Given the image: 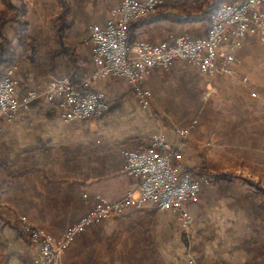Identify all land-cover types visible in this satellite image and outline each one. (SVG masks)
I'll return each mask as SVG.
<instances>
[{
    "label": "crops",
    "instance_id": "obj_1",
    "mask_svg": "<svg viewBox=\"0 0 264 264\" xmlns=\"http://www.w3.org/2000/svg\"><path fill=\"white\" fill-rule=\"evenodd\" d=\"M199 1L220 5L237 0ZM65 2L0 0V42L6 38L0 50L10 47L11 51L8 59L0 60V69L16 68L19 97L34 89L42 92L49 78L61 73L56 70L71 68L73 63L75 72L61 75L71 76L76 83L95 68L88 26L93 22L104 25L110 7L120 0H95L94 6H87V0ZM174 15L165 9L158 19L142 18L134 32L143 39L150 27ZM178 18L181 22L200 20L186 14ZM207 32L204 26L201 35ZM27 37L37 39L40 48L37 42L35 46L43 54L40 58L30 54ZM262 37H246L238 51L235 74L214 79L238 80L243 52ZM64 48L73 57L54 55ZM183 68L206 77L183 60L167 69H155L145 79L153 92L149 109L142 108L124 78L110 77L89 84L109 98V108L101 115L67 121L57 106L40 96L6 122L0 132V264H33L39 254L38 244L21 232L23 216L34 228L60 234L88 211L85 193L93 199L118 200L135 190L140 180L124 170L126 149H144L160 136L179 155L183 174H193L203 164L196 122L187 135H180L177 130L185 126L167 122V113L159 104V98L170 95L169 79L161 74L175 71L184 75ZM211 188L213 182L205 183L201 200L187 204L193 224L182 225L171 210L138 203L78 236L64 254L65 264H255L260 258L248 250L254 238L249 223L237 207L215 199ZM124 242L138 245L139 252L119 251L118 244Z\"/></svg>",
    "mask_w": 264,
    "mask_h": 264
},
{
    "label": "built area",
    "instance_id": "obj_2",
    "mask_svg": "<svg viewBox=\"0 0 264 264\" xmlns=\"http://www.w3.org/2000/svg\"><path fill=\"white\" fill-rule=\"evenodd\" d=\"M163 4L164 0H120L110 7L104 25L90 23L95 68L79 83L69 75L56 76L42 92L34 89L19 97L16 68H9L0 76V132L6 122L40 96L57 106L67 121L101 115L109 108V98L89 84L110 77L124 78L142 108L149 109L153 92L145 79L155 69H167L176 60H183L211 78L234 75L244 39L258 34L264 37V0H237L218 6L205 35L182 33L173 40L130 41L129 24L155 14ZM211 89L212 83L208 82L205 98L210 96ZM193 126L179 128L177 132L187 135ZM124 156L125 172L140 180L137 188L124 197L93 199L85 193L88 211L60 234L34 228L27 217H22L28 238L39 246L33 264H65L64 254L78 236L138 203L153 204L161 211L171 210L182 225L193 224L187 204L197 200L203 185L209 182L206 175L183 174L179 155L160 136L151 139L144 149H126Z\"/></svg>",
    "mask_w": 264,
    "mask_h": 264
},
{
    "label": "rangeland",
    "instance_id": "obj_3",
    "mask_svg": "<svg viewBox=\"0 0 264 264\" xmlns=\"http://www.w3.org/2000/svg\"><path fill=\"white\" fill-rule=\"evenodd\" d=\"M72 3L77 4L78 0ZM92 5H96L95 0H87V6ZM211 5L197 0H169L155 14L143 18L158 19L165 9L171 10L174 18L153 25L142 38L160 41L182 33L201 35L207 26L202 13ZM61 10L63 12L64 6ZM183 14L200 17V20L178 21L176 18ZM2 39L1 42H6V38ZM26 40L30 41V54L40 58L43 54L36 47L37 39L27 37ZM38 46L40 48L39 43ZM247 48L242 54L243 66L238 80L214 79L184 68V75L163 72L161 76L168 77L170 82V95L163 100L159 98V104L167 113L165 119L173 126L186 127L196 122L195 129L201 135L204 152L203 164L196 168L212 177L209 182H213L214 189L210 191L215 199L241 211L254 234L248 250L258 257L264 253V37ZM64 49L54 55L73 57L72 53L68 54L69 49ZM73 64L71 68L56 71H74ZM208 82L212 83V89L210 96L205 98ZM201 198L202 193L190 204H197ZM21 228L25 232L22 218ZM118 246L121 252H139L138 245L129 246L124 242Z\"/></svg>",
    "mask_w": 264,
    "mask_h": 264
},
{
    "label": "trees",
    "instance_id": "obj_4",
    "mask_svg": "<svg viewBox=\"0 0 264 264\" xmlns=\"http://www.w3.org/2000/svg\"><path fill=\"white\" fill-rule=\"evenodd\" d=\"M65 2V0H62ZM67 4V3H66ZM65 4V6L67 7V5ZM218 4H213L211 6H209L208 8H206L205 10H203V13H202V18L204 20H206V24H207V27L209 28L211 22H212V18L215 14V12L217 11L218 9ZM182 18H178L177 20L178 21H181ZM140 19L138 20H135L133 22H131L128 26V34H129V40L130 41H133L135 39H139L137 37V35L135 34L134 32V29L136 27V24L137 22L139 21ZM11 56V51H10V47H7L5 50H0V60H6L8 59L9 57ZM76 68V67H75ZM6 72V71H5ZM4 70L3 69H0V76L1 75H4L5 74ZM75 72V71H74ZM73 73H71L70 75L73 76ZM73 79V78H72ZM74 81V80H73ZM75 82V81H74ZM192 173L193 174H196V173H200V174H204L208 177L209 181H211L212 177H210L208 174L204 173L203 170H200V169H194L192 170ZM187 174V173H186ZM21 232L23 233V230L21 228ZM260 259L257 261L256 260V263L255 264H264V253L261 254V256H258Z\"/></svg>",
    "mask_w": 264,
    "mask_h": 264
}]
</instances>
